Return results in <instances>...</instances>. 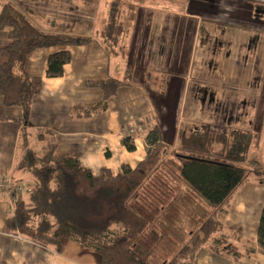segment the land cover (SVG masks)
Here are the masks:
<instances>
[{
  "label": "trees",
  "instance_id": "trees-1",
  "mask_svg": "<svg viewBox=\"0 0 264 264\" xmlns=\"http://www.w3.org/2000/svg\"><path fill=\"white\" fill-rule=\"evenodd\" d=\"M127 12L111 0L104 27L97 36L84 37L44 32L15 5H2L0 31L8 30L10 43L0 47V99L3 106L22 110V117L13 119L21 125L15 169L34 179L25 197L14 202L5 231L57 254L62 240H71L97 253L101 264H199L202 248L243 264L255 248L228 230L224 217L252 177L264 183L262 163L249 156L253 131L195 130L182 133L172 147L154 125L143 136L146 158L135 168L123 165L118 175L103 169L95 176L81 165L80 154L58 152L52 130L30 129L32 101L42 90V79L28 75L30 54L92 42L110 55L121 51ZM70 60L68 51L51 55L47 77H61ZM123 84L110 77L87 82L103 97L90 107L75 106L70 117L101 115ZM34 141L41 143L40 151ZM122 142L135 151L133 137ZM258 233L257 247L264 251V207Z\"/></svg>",
  "mask_w": 264,
  "mask_h": 264
},
{
  "label": "crops",
  "instance_id": "crops-1",
  "mask_svg": "<svg viewBox=\"0 0 264 264\" xmlns=\"http://www.w3.org/2000/svg\"><path fill=\"white\" fill-rule=\"evenodd\" d=\"M144 1H133L128 5V11L131 9V12L136 15L140 13L137 15L140 18L134 14L133 17L126 19L127 34L124 44L126 39H130L127 50H121L122 52L114 56V54H108L97 42H92L83 46L37 49L30 54L28 60V75L42 79V90L33 99L31 105L30 129L52 130L53 137L58 142V152L80 154L81 165L95 176H98L103 169L110 170L113 175H118L123 165L135 168L146 158L147 148L143 139L144 134L134 137L135 151L129 152L123 145L122 141L126 137L124 129L127 126L141 123L146 132L147 128L156 125L162 131L164 142L176 147L178 138L183 133V131H178L179 123L183 124L186 118L191 117V114L195 116L191 111L188 113V107L194 106L195 103L196 105L201 104L198 103L199 99L195 98L194 94L189 97L190 85L186 90L184 70L179 69L177 54H175L178 47H169L168 44L164 46V42L158 45L154 52L155 60L162 59L158 61L162 67L150 68L154 54L152 48L155 47L151 41L152 34L155 32L153 28L169 25L175 27L178 25V20L163 19L159 15L158 18H142L141 14L144 10L139 5ZM156 1L155 3L163 8L168 5L169 0ZM193 1L198 12H220L222 4L232 23H235L237 28H244L240 29L242 34L247 30L246 33H257V39L264 40V0ZM91 2L97 3L98 11L100 6L103 7V0H0V11L3 4L11 3L40 30L47 33L64 34L56 28L62 27L65 22L88 20L89 14L84 12L87 7L92 6ZM103 9L100 20L101 29L106 23L108 13L107 8ZM209 18L208 20H211L212 15ZM147 27L150 30L145 31L144 28ZM94 30L98 32L99 25L96 29H90L84 37H94ZM91 33L92 36H90ZM171 38V42L174 41L172 44H176L178 34L176 35L173 31ZM207 39L211 42L212 36H208ZM233 39L234 36H230L229 41ZM238 39H241L240 42L243 44L242 52L248 50L258 55V58L252 59L251 64L246 61L244 64L239 63L240 66L235 64V69L232 68L231 71L226 70V74L232 76L230 84L238 77L244 85L245 80L248 82L252 78L253 81V76H261L264 73V49L260 46L247 49L244 44L251 41V37L246 35H240ZM137 41L141 42L140 53L136 51ZM9 43L8 34L0 32V47H6ZM61 51H68L71 60L64 66V73L61 77L48 78L46 75L48 59L51 55ZM169 51H172L171 54ZM121 54L122 57H120ZM109 77L122 81L124 84L117 94L108 100L107 109L101 115L90 118L70 117L75 106L90 107L103 97L100 89L88 87L86 83L106 80ZM209 96L207 94L208 100L203 101L200 107L214 106L215 101L209 100ZM208 101L210 102L207 106ZM237 103L231 101V98L227 101L228 114L237 113L233 109L230 112V107L248 105V102L243 100L240 104ZM254 105L257 106L258 102ZM211 110L212 108L208 111L206 109L204 113L208 115L209 112L212 113ZM22 114L20 108L3 106L0 99V175L9 176L14 186L23 184L29 190L31 186L26 184L29 180L28 174L15 169L21 125L13 119H20ZM207 128L205 130H215ZM169 140L177 141L172 143ZM25 194L26 192L22 197ZM11 204L8 195L0 193V264H101V258L97 253L71 240H62V252L57 254L51 249L34 244L22 237L7 234L5 221L8 213L13 210ZM263 207L264 183L252 178L235 195L224 217L226 228L236 232L241 242L255 248V254L245 257L243 264H264V251L257 247ZM197 259L199 264H238L206 248L199 250Z\"/></svg>",
  "mask_w": 264,
  "mask_h": 264
},
{
  "label": "rangeland",
  "instance_id": "rangeland-1",
  "mask_svg": "<svg viewBox=\"0 0 264 264\" xmlns=\"http://www.w3.org/2000/svg\"><path fill=\"white\" fill-rule=\"evenodd\" d=\"M110 1L111 0H103V7L100 6L99 11L97 3L93 4L91 2L92 6L90 8L87 7L86 12H84L89 14L88 20L71 23L65 22L66 24L64 23L62 27H57L56 29H60L59 31H62L67 35L85 36L84 34H88L90 29H96L99 25L98 32L97 30H94L95 34H93L94 36H97L101 29V11L103 12V8H107L108 10V4ZM132 2L133 0H119V3L122 4L125 10L129 9L128 5ZM153 2L155 5L152 4ZM155 2L157 1L145 0L143 4L139 5L142 7V10H144L141 14L142 18H158L159 15V17L163 19L178 20V25L175 27L169 25L162 28H153V31L155 30L152 34L151 40L155 46L152 48L153 53L156 51V47L163 42L164 46H167L168 44L169 47H178L175 54H177L176 57L179 63V69L184 70L183 78L185 79L186 90L189 85L191 86L188 92L189 97L191 94H194L195 98L199 99L197 101L199 104L201 103L200 105L203 104V101L208 100L207 94L210 95L209 100L215 101L214 106L212 107L208 106L210 101L207 102L208 107H200V105H196V103L194 106H189L188 113L191 111L195 116L193 115L194 118H191L193 117L191 114V117L189 119L186 118L183 124L180 122L178 125V131L189 133L195 130L208 129L207 127L215 129L217 132H227L229 128H241L254 131L257 137L251 144L249 156L258 158L264 167V73L261 76H253V81L252 78L251 81L248 80V82L245 80V86L238 77L236 80H232L230 84L232 76L226 74V70L231 71L232 68L235 69L234 67L236 65L238 66L239 63L244 64L246 61L247 63L249 61L251 64L254 57L258 58V55L255 52H249L248 50L245 52L241 51L243 44L240 42L241 39H238L240 35L251 37V41L244 44L247 49L255 46H260L264 49V40L257 39V33H246L247 30L242 34L241 30L244 28H237V25L232 23L228 16V12L224 10L222 4L220 12L215 11L210 13V11L198 12L193 0H169L168 5L163 8ZM216 6L218 7V4ZM107 10L105 9V13H107ZM127 13V19L133 17L134 14L136 15V13L131 12V9ZM209 14L212 15L211 20H208L210 19ZM137 15L136 17L140 18V16ZM90 19L92 20L90 21ZM144 30L148 31L150 28L147 27L144 28ZM173 31H175L176 35L178 34V38L175 41L176 44H172L174 41L171 42V34ZM0 32L7 33L8 30L5 29V31ZM90 36H92V33ZM208 36H212L211 42H208ZM230 36H234L233 41H229ZM126 40L127 41L124 44L125 49H123L124 51L127 50L130 43V39ZM140 46L141 42L137 41V53L141 52ZM118 52L120 51L117 50L112 52L111 55L114 54L115 56ZM169 52L171 54L172 51ZM155 55L156 54L154 53L150 62V68H161L162 66H160L158 61H161L162 59H158V61L155 60ZM120 57H122V54ZM146 67H148V64H146ZM231 87L234 88L231 89ZM230 98L234 103L238 102L237 104H240L241 100H243L248 102V105L245 107H230V112L231 109H233V111L235 112L236 110L237 113L228 114L226 111L228 109L226 104L227 101H230ZM255 102H258L257 106L254 105ZM209 108H212V113L209 112L207 115L204 111L206 109L208 111ZM169 141L172 142V140ZM176 141L177 140L172 143H176ZM33 145L36 150L40 151L41 143L34 141ZM28 177L29 180H27L26 184L32 187L34 179L30 175H28Z\"/></svg>",
  "mask_w": 264,
  "mask_h": 264
},
{
  "label": "built area",
  "instance_id": "built-area-1",
  "mask_svg": "<svg viewBox=\"0 0 264 264\" xmlns=\"http://www.w3.org/2000/svg\"><path fill=\"white\" fill-rule=\"evenodd\" d=\"M145 132V128L141 123L134 124L132 126H127L124 129V135L129 137H136L142 135ZM25 192H28L25 185L14 186L12 179L6 175H0V193H6L10 199L11 205L21 198Z\"/></svg>",
  "mask_w": 264,
  "mask_h": 264
}]
</instances>
